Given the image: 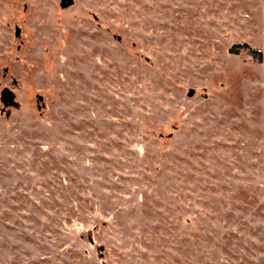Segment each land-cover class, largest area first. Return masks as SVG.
<instances>
[{
	"label": "rangeland",
	"instance_id": "1",
	"mask_svg": "<svg viewBox=\"0 0 264 264\" xmlns=\"http://www.w3.org/2000/svg\"><path fill=\"white\" fill-rule=\"evenodd\" d=\"M73 1L0 0V264H264V0Z\"/></svg>",
	"mask_w": 264,
	"mask_h": 264
},
{
	"label": "trees",
	"instance_id": "2",
	"mask_svg": "<svg viewBox=\"0 0 264 264\" xmlns=\"http://www.w3.org/2000/svg\"><path fill=\"white\" fill-rule=\"evenodd\" d=\"M243 47H245L248 53L251 54L253 57L260 58V52L258 50L249 47L247 44H243ZM233 48L234 47L230 48V50L232 51Z\"/></svg>",
	"mask_w": 264,
	"mask_h": 264
},
{
	"label": "water",
	"instance_id": "3",
	"mask_svg": "<svg viewBox=\"0 0 264 264\" xmlns=\"http://www.w3.org/2000/svg\"><path fill=\"white\" fill-rule=\"evenodd\" d=\"M66 1H67V0H63V3H62L63 6H66L67 4H71V3H73V0H68L69 3H66ZM17 33L20 34V33H21V30L18 29V30H17ZM4 94L9 95V94H10V91H9L8 89H5V90H4ZM189 94H190V96H192V95L194 94V90L192 89V90L190 91ZM3 99H4V98H3ZM10 99H11V97H10Z\"/></svg>",
	"mask_w": 264,
	"mask_h": 264
},
{
	"label": "flooded vegetation",
	"instance_id": "4",
	"mask_svg": "<svg viewBox=\"0 0 264 264\" xmlns=\"http://www.w3.org/2000/svg\"><path fill=\"white\" fill-rule=\"evenodd\" d=\"M62 3H63V0H62ZM66 3H69V1L67 0ZM71 4H73V3H71ZM66 6H69V4H67ZM3 98H4V101H10V94L9 95L4 94Z\"/></svg>",
	"mask_w": 264,
	"mask_h": 264
}]
</instances>
